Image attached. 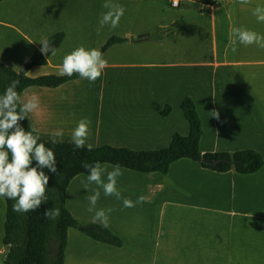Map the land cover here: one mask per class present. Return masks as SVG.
Masks as SVG:
<instances>
[{"label":"crops","instance_id":"1","mask_svg":"<svg viewBox=\"0 0 264 264\" xmlns=\"http://www.w3.org/2000/svg\"><path fill=\"white\" fill-rule=\"evenodd\" d=\"M112 2L126 9L115 29L100 28L101 15L108 11L105 0L0 1V56L14 69L43 38L64 31L56 55L50 53L47 63L28 70L32 77L59 74L63 57L79 46L99 49L113 34L127 37L102 52L108 64L94 83L78 77L21 92L22 101L39 98L38 109L28 116L35 133L50 141L49 133L62 129V141L72 143L71 132L83 118L90 121L86 144L163 147L173 132L188 134L180 102L190 95L202 120V151L253 148L264 161V49L237 43L235 53L226 51L233 26L264 35V23L252 14L264 0L248 5L179 0L177 7L183 8L176 17L162 11L159 0ZM187 26L188 38L177 37ZM146 32L147 38L129 40ZM167 47L170 54L156 52ZM165 104L171 110L161 115ZM212 111L219 119L211 117ZM101 166L111 170L114 165ZM121 172V200L101 190L89 212L88 196L97 186L85 189L87 175L80 173L67 188L66 205L85 221H94L95 210L112 209L108 228L124 244L104 243L70 227L64 264H264V162L252 173L219 172L183 157L166 174L125 167ZM141 195L146 201L135 203ZM123 198L135 206L123 207ZM0 204V263L5 264L4 198Z\"/></svg>","mask_w":264,"mask_h":264},{"label":"trees","instance_id":"2","mask_svg":"<svg viewBox=\"0 0 264 264\" xmlns=\"http://www.w3.org/2000/svg\"><path fill=\"white\" fill-rule=\"evenodd\" d=\"M1 1V0H0ZM210 3L212 0H198ZM64 37V31H55L46 38L55 49ZM127 37L113 34L109 36L98 49L104 52L114 43L126 40ZM40 43L32 54L18 68L14 69L5 64L0 56V94L12 80H18L17 92L29 86L56 87L69 80L78 78L61 76L55 73L29 76L28 70L47 63L48 54H42ZM181 111L189 124L186 135L173 132L168 145L154 149H134L128 146H116L103 143L92 147L76 149L73 143L58 142L53 145L50 141L40 138L41 143L53 150L56 158L57 172L43 171L49 176L46 195L48 199L36 211L18 213L13 210L15 200L6 199V212L3 223L2 243L6 246L5 264H64V253L68 241V229L74 227L83 234L112 245L121 246L123 239L111 229L104 228L96 221H85L76 218L66 205V191L74 176L80 173L88 174L82 165L85 163H110L120 165L139 172H160L166 174L170 164L186 157L197 161L200 166L214 171L225 172L235 170L239 173L256 172L263 164L262 154L253 148L202 151L200 138L203 133L202 120L196 109L194 99L185 95L180 102ZM171 105L165 104L160 110L161 115H167ZM26 131L33 129L28 117L20 121ZM36 134V133H34ZM35 162L33 163V166ZM57 207L60 215L56 220L44 216L45 209Z\"/></svg>","mask_w":264,"mask_h":264},{"label":"clouds","instance_id":"3","mask_svg":"<svg viewBox=\"0 0 264 264\" xmlns=\"http://www.w3.org/2000/svg\"><path fill=\"white\" fill-rule=\"evenodd\" d=\"M240 5H248L251 0H237ZM108 11L102 13L99 20L100 28L105 25L115 29L123 17L126 9L112 0H105L103 4ZM257 22L264 23V6H256L252 10ZM100 29L98 28V31ZM42 54L51 53L56 55V49L50 45L47 38L40 42ZM237 43L250 46L255 44L257 47L264 49V35L253 30L233 26L229 33V43L226 51H237ZM108 61L103 57V53L96 49H86L84 46L75 48L66 54L59 66L58 72L61 76L71 77L74 74L81 79H86L94 83L107 67ZM18 80H12L0 94V198L15 200L13 210L18 213L36 211L48 199L46 192L48 189L49 176L43 171L47 169L51 173L57 172L56 158L52 149L39 142V134H34L35 129L25 130L20 125L24 120L39 107V98L36 95L21 100L17 92ZM211 117L219 119V113L211 112ZM90 121L80 119L76 127L71 132V142L76 149L84 148L92 150L93 145L86 141L89 135ZM63 130H54L49 133L50 142L55 145L63 142ZM35 165L33 166V163ZM87 169V178L84 188L87 189L89 184H95L97 190L88 196L89 212H93L95 205L101 195V190L105 197L112 196L121 200V193L117 188V178L122 175L120 165H114L111 170H107L100 163L82 165ZM146 197L141 195L135 203H144ZM135 203L123 198V207H134ZM112 209L95 210L94 221H98L104 228L109 226L108 213ZM60 215V209L53 207L45 209L44 216L49 220H56Z\"/></svg>","mask_w":264,"mask_h":264},{"label":"rangeland","instance_id":"4","mask_svg":"<svg viewBox=\"0 0 264 264\" xmlns=\"http://www.w3.org/2000/svg\"><path fill=\"white\" fill-rule=\"evenodd\" d=\"M167 0H159V6L161 8L162 11H164L167 15H172L173 17L176 15L179 14V11H181V9L183 8V6H180V7H177V6H173V5H170L171 7L170 8H167V9H164V6L166 4ZM171 4V3H170ZM155 22H159L157 21V19H155ZM173 28V27H172ZM172 28H169L172 29ZM181 36L182 38H188V26L186 28L183 29L182 33L178 34L177 37ZM176 39V38H175ZM169 40H166V42L164 43V45H167ZM152 46V45H151ZM168 46V45H167ZM169 50V47L165 48V50L161 49L158 50L156 49V52H159L160 54H170V52H168ZM103 144V143H102ZM110 144V143H109ZM100 145V144H99ZM125 146V145H123ZM127 146V145H126ZM129 147V146H128ZM159 148V147H157ZM1 214H2V208H1V204H0V218H1ZM80 220V219H79ZM117 234V233H116ZM120 236V235H119ZM121 237V236H120ZM122 238V237H121ZM124 241V240H123ZM85 252H88V251H85ZM2 257V255H0V258ZM0 264H3V263H0Z\"/></svg>","mask_w":264,"mask_h":264},{"label":"water","instance_id":"5","mask_svg":"<svg viewBox=\"0 0 264 264\" xmlns=\"http://www.w3.org/2000/svg\"><path fill=\"white\" fill-rule=\"evenodd\" d=\"M148 35H149V33H147V32L146 33H142V34H138V35L132 34V35L129 36V40L130 41L141 40V39L147 38Z\"/></svg>","mask_w":264,"mask_h":264},{"label":"built area","instance_id":"6","mask_svg":"<svg viewBox=\"0 0 264 264\" xmlns=\"http://www.w3.org/2000/svg\"><path fill=\"white\" fill-rule=\"evenodd\" d=\"M179 3V0H171V4L174 6H177Z\"/></svg>","mask_w":264,"mask_h":264}]
</instances>
